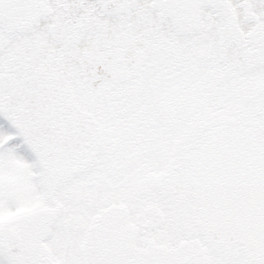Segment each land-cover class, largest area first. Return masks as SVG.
<instances>
[{"label":"snow or ice","instance_id":"snow-or-ice-1","mask_svg":"<svg viewBox=\"0 0 264 264\" xmlns=\"http://www.w3.org/2000/svg\"><path fill=\"white\" fill-rule=\"evenodd\" d=\"M0 264H264V0H0Z\"/></svg>","mask_w":264,"mask_h":264}]
</instances>
